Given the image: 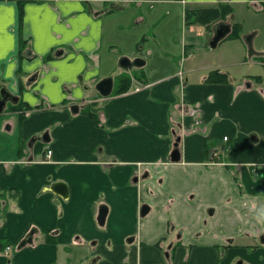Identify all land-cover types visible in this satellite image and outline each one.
Segmentation results:
<instances>
[{
  "label": "crops",
  "instance_id": "obj_1",
  "mask_svg": "<svg viewBox=\"0 0 264 264\" xmlns=\"http://www.w3.org/2000/svg\"><path fill=\"white\" fill-rule=\"evenodd\" d=\"M223 2L248 8L233 9L231 32L217 46L237 24L231 44L239 52L214 55L236 63L155 77L146 62L122 74L111 96L94 89L123 57L149 61L138 55L144 6L153 21L179 22V47L161 38L167 28L146 34L144 44L152 55L158 41L166 50L159 61H178L189 51L185 26L196 29L187 11ZM0 7V87L19 99V110L0 115V264H264V0H0ZM209 30L200 29L193 59L201 63L214 54ZM213 71L226 80L209 82ZM46 131L42 151L27 146ZM211 147L227 166L207 163ZM57 181L68 185V200L45 191ZM144 205L151 211L143 218ZM32 229L34 243L18 249Z\"/></svg>",
  "mask_w": 264,
  "mask_h": 264
},
{
  "label": "rangeland",
  "instance_id": "obj_2",
  "mask_svg": "<svg viewBox=\"0 0 264 264\" xmlns=\"http://www.w3.org/2000/svg\"><path fill=\"white\" fill-rule=\"evenodd\" d=\"M118 3V1H115ZM225 3V4H223ZM220 6H225L226 9H229V3L228 2H223ZM116 5V4H115ZM119 6V5H118ZM233 9H235L236 11L239 10L240 13L241 11H245L247 10V4L246 6L244 5H230ZM199 8H203V20L209 21L211 19H215L214 15L212 13H210V11H213V8H217L216 7V3H204L203 5H200ZM207 9V10H206ZM223 9V8H222ZM147 7L144 6L142 9V13L144 15L145 21L146 23L138 30V33L140 34V39H139V52L138 55H142V58H148L149 61H145V63L147 62L145 69H146V73H150L152 76L155 77H159V76H166L167 74H184L185 71L189 68H192L194 65H197L199 67H211V66H215L218 63L221 62V66L222 63L224 64H228V63H236L237 61H234V59H228V60H224V61H214V55H216L217 51L219 53H221L223 51V53H226L228 55H230L232 52H239L240 48H236L235 46H233L231 43L233 42V37L232 38H228L229 40H225L224 42L221 43V46L216 48H211L210 49V53H214L212 54V56H210V58H212V60L210 61H204V62H199L198 60H194L196 54L199 52L197 51L199 48V42L201 40V31L200 29L205 26L210 32L213 31V28L223 22V23H231V15L233 14H229L227 15L225 18H221V19H217V20H212L210 23H208L207 25H201L198 26L196 25V29L193 28L191 29L190 27L185 26V31H186V39H187V45L189 48L188 51V55L183 56L182 58H179L178 61H174L175 59L172 57L171 61H159L160 57L163 55L166 57V50H159L157 49V45H158V41H152L151 43L156 46L153 48V54L150 55L149 54V47L147 45H144L147 40L150 37L145 36L146 34H149L150 32H153V30H158L159 28H167L171 33H168L166 35L161 34V38L163 40H168V41H172L174 46L179 47L181 44V40H182V35L181 33L178 34V30H179V22L176 20V18L174 17V15L171 18H166V19H159L157 21H153V19L150 17V13L147 14ZM134 15V13H130L128 16H130L132 18V16ZM240 15V14H239ZM126 23V20H125ZM233 23V22H232ZM228 24V23H227ZM234 24L232 25L233 28ZM192 27V26H191ZM145 36V37H144ZM146 38V40H143L142 38ZM150 40V39H149ZM144 46V48L142 49V47ZM117 50V52H119V50L117 48H115ZM217 49V50H216ZM180 51V50H179ZM172 53H175V51L173 50ZM182 53L179 55L181 56ZM198 55V54H197ZM190 58V60H188V58ZM194 58V59H193ZM193 59V60H192ZM237 60V59H235ZM119 63V62H118ZM223 64V65H224ZM119 67V66H118ZM228 68V67H225ZM224 70V69H221ZM230 70H232L233 72H237L238 71V67H230ZM241 71H243V69L240 68ZM114 75H111L110 78L113 79L114 81V86L115 89L118 87L119 85V77L122 74L127 75L128 73H126V71H123L121 68H118L116 72L113 73ZM135 74H137L135 72ZM201 74H203L202 72H199L197 74H194L192 76H200ZM104 78V77H102ZM103 80V79H102ZM97 81L96 83H94V89L96 90L97 85L99 84L100 81ZM88 87V86H87ZM143 87H141L142 89ZM11 102L7 104V107L9 108L11 106ZM227 141V140H225ZM210 151V152H209ZM208 151V155L211 156L210 157V161L212 160L213 155H217L219 154V150L215 149L213 150L212 147L209 148ZM216 157H219L216 156ZM222 162V161H220ZM209 163V165H214L215 163H211V162H207ZM223 163V162H222ZM174 200H176L174 198ZM168 227L171 231L176 230L178 227L173 223V219H168ZM240 262V261H239Z\"/></svg>",
  "mask_w": 264,
  "mask_h": 264
},
{
  "label": "water",
  "instance_id": "obj_3",
  "mask_svg": "<svg viewBox=\"0 0 264 264\" xmlns=\"http://www.w3.org/2000/svg\"><path fill=\"white\" fill-rule=\"evenodd\" d=\"M113 9L119 10L121 9L120 6L114 5ZM231 32V25L226 24V23H219L214 27V37L210 40L209 45L211 48H216L220 41H222L226 36ZM246 41L248 43L251 42V37L247 38ZM145 61L141 58H137L133 61L127 57H123L119 61V67L124 70L128 71L135 68H142L145 66ZM83 88L85 89L84 83H82ZM97 90L99 94L102 97H109L113 93L114 90V81L112 78H106L102 80L98 85H97ZM19 101L18 97H15L12 95L8 88L5 86L0 87V115L3 114L5 111L7 104L9 102L13 104H17ZM78 108H73V112H78ZM48 133L43 135L41 138L38 140L43 143V144H49L51 139L47 137ZM37 141V138H33L31 140V145L34 144ZM177 146V145H176ZM181 160V154L179 149H175L171 155V161L174 163H178ZM46 192H52L53 194L61 197L63 200H68L70 193H69V187L68 185L63 182V181H57L53 183L50 187L45 189ZM149 208L147 206L143 207L141 210V216L144 217L148 213ZM108 214V208L106 206H101L99 215H98V223L99 225L103 226L106 222V217ZM37 233V229H32L26 236L25 238L20 241L18 244V249H23L29 245H32L34 243V235ZM264 241V240H263Z\"/></svg>",
  "mask_w": 264,
  "mask_h": 264
},
{
  "label": "trees",
  "instance_id": "obj_4",
  "mask_svg": "<svg viewBox=\"0 0 264 264\" xmlns=\"http://www.w3.org/2000/svg\"><path fill=\"white\" fill-rule=\"evenodd\" d=\"M203 10L204 9L188 10L187 13H186L187 24L188 25H195V24L207 25L212 20L225 18L227 15L232 14V12H233V8L230 7V6H229L228 10L226 9L225 6H219L217 8H213L212 9L213 11H210V13H212L214 15L215 19H211V20L205 22L203 20V18H204L203 17ZM21 15H22V12H21ZM240 32H241L240 27L237 24H235L233 26V31H232L230 36L239 37ZM208 80H209V82L225 81L226 77H225V75H221L218 71H213V72L210 73ZM127 88H128V86L119 87V89L116 90V93L117 94H122V93H124L127 90ZM11 109H12V111L19 110V106L18 105L17 106H11ZM88 113L97 122V118L95 117V115L93 113H90V112H88ZM20 118H22V115L20 116ZM42 146L45 147V145L39 144V147H42ZM48 241L49 242H54L55 240L49 238Z\"/></svg>",
  "mask_w": 264,
  "mask_h": 264
},
{
  "label": "flooded vegetation",
  "instance_id": "obj_5",
  "mask_svg": "<svg viewBox=\"0 0 264 264\" xmlns=\"http://www.w3.org/2000/svg\"><path fill=\"white\" fill-rule=\"evenodd\" d=\"M190 10H192V9H190ZM193 10H196V9H193ZM195 25H201V24H195ZM214 31V30H213ZM10 103V102H9ZM11 106H14V104L12 103L11 104ZM11 106L8 108V107H6V109H5V111L8 109L9 111H12V109H11ZM78 108L79 109V106H75V107H72V111H73V108ZM4 111V112H5ZM79 111V110H78ZM3 112V113H4ZM75 112V111H74ZM2 115V114H1ZM46 133H48V135H47V137H49L50 138V133L48 132V131H46L45 133H43V135H45ZM42 135V136H43ZM42 136H34V137H32V139L33 138H37V141L34 143V144H30L31 143V140L27 143V146L28 147H36V146H38V150H43V148H44V146H42V147H39V144H42V145H45V144H43V143H41L38 139L39 138H41ZM180 142H181V137H178L177 138V140H176V144H175V149H180L179 148V145H180ZM177 145V146H176ZM174 149V150H175ZM208 162H211V163H215V164H221V165H225V166H227V163H222V162H220V159H219V157H217L216 158V161L212 158V160L211 161H208ZM139 166H141V165H139ZM154 171V170H153ZM149 174V175H148ZM150 177V173H149V171L148 172H146V174L145 173H143V175H141V176H139V177H136L135 178V182L136 183H138L139 181H141V180H145V179H147V178H149ZM102 206H106V205H102ZM145 206H147L148 208H149V210H148V213L144 216V217H146L149 213H150V211H151V208H150V206H148V205H144L143 207H145ZM107 207V206H106ZM143 207L141 208V210L143 209ZM108 208V207H107ZM141 210H140V215H141ZM100 211V210H99ZM108 212H109V209H108ZM107 216H108V214H107ZM142 217V216H141ZM143 217V218H144ZM106 219H107V217H106ZM105 225V224H104ZM103 225V226H104ZM258 238H259V245L261 244V246L262 245H264V230L262 231V232H260L259 233V236H258ZM134 239L132 238V239H130V241H133ZM94 263L96 262V261H93ZM240 264H243V263H241V262H239Z\"/></svg>",
  "mask_w": 264,
  "mask_h": 264
},
{
  "label": "built area",
  "instance_id": "obj_6",
  "mask_svg": "<svg viewBox=\"0 0 264 264\" xmlns=\"http://www.w3.org/2000/svg\"><path fill=\"white\" fill-rule=\"evenodd\" d=\"M227 139H228V138H225V140H227ZM52 154H53V152H52L51 150H48L47 155H46V160H47V161H49V160L51 159Z\"/></svg>",
  "mask_w": 264,
  "mask_h": 264
},
{
  "label": "clouds",
  "instance_id": "obj_7",
  "mask_svg": "<svg viewBox=\"0 0 264 264\" xmlns=\"http://www.w3.org/2000/svg\"><path fill=\"white\" fill-rule=\"evenodd\" d=\"M12 71H13V66H10L9 67V73L8 74L11 75L12 74ZM261 217H264V212L261 213Z\"/></svg>",
  "mask_w": 264,
  "mask_h": 264
},
{
  "label": "snow or ice",
  "instance_id": "obj_8",
  "mask_svg": "<svg viewBox=\"0 0 264 264\" xmlns=\"http://www.w3.org/2000/svg\"><path fill=\"white\" fill-rule=\"evenodd\" d=\"M3 8L2 7H0V21H2L3 20Z\"/></svg>",
  "mask_w": 264,
  "mask_h": 264
}]
</instances>
